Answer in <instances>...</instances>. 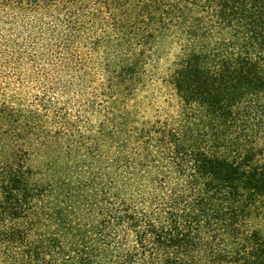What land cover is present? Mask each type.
I'll use <instances>...</instances> for the list:
<instances>
[{
	"label": "trees",
	"instance_id": "trees-1",
	"mask_svg": "<svg viewBox=\"0 0 264 264\" xmlns=\"http://www.w3.org/2000/svg\"><path fill=\"white\" fill-rule=\"evenodd\" d=\"M0 264H264V0H0Z\"/></svg>",
	"mask_w": 264,
	"mask_h": 264
},
{
	"label": "rangeland",
	"instance_id": "rangeland-1",
	"mask_svg": "<svg viewBox=\"0 0 264 264\" xmlns=\"http://www.w3.org/2000/svg\"><path fill=\"white\" fill-rule=\"evenodd\" d=\"M176 52V50L175 49H172L171 51H170V53H169V55H167V56H163V60H162V64H161V67H166L167 66V64H168V61H170V60H172V56H170V54H174ZM80 93L79 92H74V94H71L70 96H69V99H68V101L70 102V105L72 106V107H77L78 106V104H79V102L81 101L80 100ZM161 102V99H159V100H157V104H161L160 103ZM152 114V113H151ZM89 119V121L93 124V125H95L96 124V119L95 118H93V117H89L88 118Z\"/></svg>",
	"mask_w": 264,
	"mask_h": 264
}]
</instances>
